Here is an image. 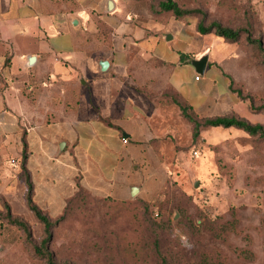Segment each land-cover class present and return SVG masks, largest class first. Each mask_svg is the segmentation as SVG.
Listing matches in <instances>:
<instances>
[{"label":"crops","instance_id":"1","mask_svg":"<svg viewBox=\"0 0 264 264\" xmlns=\"http://www.w3.org/2000/svg\"><path fill=\"white\" fill-rule=\"evenodd\" d=\"M153 5L0 0V168L13 173L3 176L0 193L14 186L3 196L25 197V141L34 201L49 215H60L80 188L127 199L140 179L138 167L154 149L163 103L176 99L200 118L235 111L239 100L222 70L225 57L208 42L213 34H199L192 18L155 14ZM206 53L199 75L192 61ZM52 88L59 97L71 95L70 113L53 120L46 113L43 121L30 122L36 110L28 108L29 89L39 95Z\"/></svg>","mask_w":264,"mask_h":264},{"label":"rangeland","instance_id":"2","mask_svg":"<svg viewBox=\"0 0 264 264\" xmlns=\"http://www.w3.org/2000/svg\"><path fill=\"white\" fill-rule=\"evenodd\" d=\"M174 1L183 9L202 11L207 24L249 27L264 41V0ZM210 37L208 42L225 57L222 70L242 95L228 115L264 125L262 52L245 35L235 43ZM57 90L48 94L39 89L43 93L36 95L38 89H29L28 108L36 110L30 122L43 121L46 113L53 116L48 120L70 113L71 95L59 97ZM160 113L154 149L138 167L140 179L133 185L139 192L127 199L76 192L60 215L44 211L57 222L48 253L40 250L44 226L25 197L3 196L14 189L9 184L0 193V216L8 204L29 225L31 236L0 218V264H47L49 253L58 264H264V137L209 127L194 138V124L177 104L163 103ZM8 170H1V183L6 184L4 175L13 174Z\"/></svg>","mask_w":264,"mask_h":264},{"label":"trees","instance_id":"3","mask_svg":"<svg viewBox=\"0 0 264 264\" xmlns=\"http://www.w3.org/2000/svg\"><path fill=\"white\" fill-rule=\"evenodd\" d=\"M155 2L153 11L158 15H166L173 16L176 19H184L191 18L194 14H202L204 15L203 19H196V29L201 35H209L213 34L220 38H223L225 41L229 43H235L242 40L243 35H245V39L248 44L256 47L262 52L264 57V41L263 37H254L250 28H231L228 26L222 25L220 22L211 21L208 24L206 23L205 14L197 9H183L181 8L177 2L174 0H153ZM195 19V18H194ZM233 84L231 82L230 90L237 95V97H242L240 91H235L233 89ZM174 103L177 104L183 116L189 119L194 124V138H198L200 136V131L202 128H236L246 132L251 136H261L264 137V125L261 124H252L248 120L239 118L235 115H226V116H212L206 118H200L191 107L186 106L178 102V100L174 99ZM252 110L253 107L250 106ZM191 110L194 114L192 115L188 111ZM264 110V109H263ZM27 159V145L24 141V150L22 156V179L26 185V194H25V202L28 209L33 213L35 218L44 226V238L41 242L40 250H44L48 253L49 243L52 239V230L55 227L57 222H53L48 214H46L34 201V186L30 177V173L25 167V162ZM85 191L83 188H80L78 192ZM87 192V191H85ZM88 193V192H87ZM90 194V193H89ZM6 210L5 216H0L3 220H7V222L11 225L17 226L19 229L23 230L26 236L29 238L31 236V230L29 225L23 221L19 216H14L11 211V207L8 204L4 205ZM39 250V249H38ZM47 264H58L52 255H48ZM62 264H70V263H62Z\"/></svg>","mask_w":264,"mask_h":264},{"label":"water","instance_id":"4","mask_svg":"<svg viewBox=\"0 0 264 264\" xmlns=\"http://www.w3.org/2000/svg\"><path fill=\"white\" fill-rule=\"evenodd\" d=\"M111 4V2H109ZM208 54L202 55L199 59H195L192 61V66L195 69V72L199 75H202L206 69L207 62H208ZM34 61V57H31V62ZM100 66L102 68V71H106V69L109 66V62L104 60L100 63ZM197 185V184H196ZM139 192V188L133 186L131 188L130 196L133 197Z\"/></svg>","mask_w":264,"mask_h":264},{"label":"built area","instance_id":"5","mask_svg":"<svg viewBox=\"0 0 264 264\" xmlns=\"http://www.w3.org/2000/svg\"><path fill=\"white\" fill-rule=\"evenodd\" d=\"M198 79H199V76L196 77V80H198Z\"/></svg>","mask_w":264,"mask_h":264}]
</instances>
